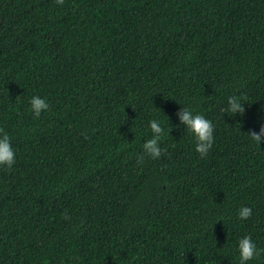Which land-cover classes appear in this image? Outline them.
Listing matches in <instances>:
<instances>
[{"label":"trees","instance_id":"trees-1","mask_svg":"<svg viewBox=\"0 0 264 264\" xmlns=\"http://www.w3.org/2000/svg\"><path fill=\"white\" fill-rule=\"evenodd\" d=\"M32 95L49 104L37 119ZM232 95L242 115L224 114ZM181 103L213 123L206 156L176 127ZM262 117L264 0H0V132L16 149L0 264H237L243 235L264 250V142L248 135Z\"/></svg>","mask_w":264,"mask_h":264},{"label":"clouds","instance_id":"clouds-1","mask_svg":"<svg viewBox=\"0 0 264 264\" xmlns=\"http://www.w3.org/2000/svg\"><path fill=\"white\" fill-rule=\"evenodd\" d=\"M58 4H62L63 0H57ZM176 113L178 124L176 127L183 129V135L190 137L195 151L201 156H206L214 142V126L203 114L197 112L184 104ZM244 105L242 97L232 95L227 99V104L223 109L225 115L244 113ZM29 110L34 119L39 118L42 113L49 109L46 98L39 95H32L28 100ZM147 127L151 132V136L146 138L141 145L142 152L148 158L153 160L159 159L162 155L161 143L166 135V128L163 121L157 118L149 119ZM250 140L261 145L264 142V117L259 126V131H251L248 133ZM16 163V149L13 147L11 139L7 133L0 132V168L11 169ZM252 216V209L248 206H242L237 212V218L241 221H247ZM237 252V264H250L261 255L264 251L258 248L256 241L251 235H243L238 238L235 244Z\"/></svg>","mask_w":264,"mask_h":264}]
</instances>
